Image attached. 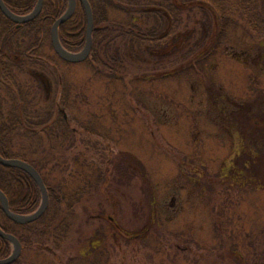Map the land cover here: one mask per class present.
Segmentation results:
<instances>
[{"label": "rangeland", "instance_id": "obj_1", "mask_svg": "<svg viewBox=\"0 0 264 264\" xmlns=\"http://www.w3.org/2000/svg\"><path fill=\"white\" fill-rule=\"evenodd\" d=\"M257 2L251 23L239 0H227L225 35L205 59L217 64L196 62L191 75L177 52L118 76L94 73L58 59L50 40L44 51L60 85L41 67L17 70L23 104L57 110L73 131L65 138L50 130L49 152L40 155L47 183L67 177L69 192L88 190L89 207H102L113 225L101 254L91 244L103 248L96 231L105 223L76 207L69 236L24 251L25 264H264V38L254 31L264 29V0ZM8 95L0 88L5 107ZM6 140L13 154L31 157L39 144L25 133Z\"/></svg>", "mask_w": 264, "mask_h": 264}, {"label": "trees", "instance_id": "obj_2", "mask_svg": "<svg viewBox=\"0 0 264 264\" xmlns=\"http://www.w3.org/2000/svg\"><path fill=\"white\" fill-rule=\"evenodd\" d=\"M4 1L18 14L29 13L37 2V0ZM89 1L94 14L93 44L89 56L81 62L91 67L94 73L108 71L113 76H118L128 72L133 65H145L151 62V59L154 61L155 58L157 60L155 62L158 63L162 59L165 60L172 52H177V57L181 61L180 68L185 70L183 73L191 75V70L196 69V62L202 61L206 65L210 63L208 59L217 53L214 49L220 45L221 36L224 37L225 26L228 23L227 0ZM257 1L239 0L237 5L238 9L248 16L251 23L256 22V17L259 15ZM68 3L69 0H45L39 15L20 24L19 27L0 9V88L8 91L10 104L5 107L3 99L0 98V153L4 157L20 158L34 165L42 174L50 194L49 205L44 214L28 223H17L9 219L3 212L0 202V217L3 218V220L0 218V226L5 231L15 234L23 246L20 257L11 264H25L24 251L41 249L51 242L59 245L66 239L73 231L72 218L78 217L76 207L81 206L87 212L89 211L90 218L102 220L105 223V226L102 224L103 227L96 231L103 230L100 231L103 248L99 247V243L91 244L95 249H100L101 254L108 249L107 240L110 235L107 232L113 227L111 219L106 218L102 207L98 210H94L92 206H90L92 208L89 207L88 197L85 198V192L88 190L80 188L76 193L69 192L67 177L62 178L56 186L47 183L48 171H45V168L48 165L43 164L46 158L40 155L49 152V137L52 134L50 130L56 126L58 134L65 138L71 137L73 131L67 125L64 116L60 114L55 116L57 110L48 107L49 109L41 111L22 102L26 93L18 79L17 70L41 67L49 70L59 85L63 80L53 56L49 52L46 53L44 48L49 40L51 43V27L54 21L66 11ZM262 22L264 24V17ZM219 25L218 33L216 28ZM86 31V11L82 2L78 0L72 17L60 25L59 37L66 49L78 52L85 46ZM254 31L257 37L264 38V29ZM215 35L218 37L216 38ZM184 41L186 45L182 48ZM55 56L62 61L70 62L56 53ZM206 58L208 59L205 60ZM163 60L162 62L165 63L166 61ZM213 63L217 64L216 61L210 64ZM188 66L190 67L187 68ZM165 74L167 72L163 75ZM23 133L35 137V140L39 142L32 153L34 157L26 153L13 154L12 145L6 140V137L11 140L14 136ZM57 137L56 139L60 138ZM73 139L75 138H72L69 146L76 145ZM57 164L54 163V165ZM120 168L124 170L123 174L129 172L128 167ZM104 175L102 171L99 173V181L104 178ZM129 177H131L130 172ZM94 183L90 181L87 185L91 186ZM0 188L8 196L10 208L14 212L31 213L41 202L42 194L38 184L27 171L20 167L0 163ZM132 241L134 244L138 243L135 239ZM115 242L116 237H114ZM11 252V242L0 236V258L9 256Z\"/></svg>", "mask_w": 264, "mask_h": 264}, {"label": "water", "instance_id": "obj_3", "mask_svg": "<svg viewBox=\"0 0 264 264\" xmlns=\"http://www.w3.org/2000/svg\"><path fill=\"white\" fill-rule=\"evenodd\" d=\"M44 1L45 0H37L35 7L27 14H18L14 12L12 9H10V7H8V5L4 0H0V9L8 18H10L12 21L17 23L18 26H20L21 23L28 22L39 15V13L42 10ZM80 1L84 5L87 15L86 44L81 51L72 52L66 49L63 46L59 37L60 25L72 17V15L76 10L78 0H69L66 11L54 21L51 27V41L55 51L61 58L70 62H81L85 60L89 56L93 44V28H94L93 9L89 0H80ZM0 163L6 166L20 167L25 171H27L38 184L42 194L41 202L38 208L31 213L22 214L11 210L9 198L6 195V193L0 188V202L5 215L9 219L17 223H28L40 218L46 211L50 201L48 187L45 183L42 174L30 162L16 157L7 158L4 157L1 153H0ZM0 236L10 241L13 246L12 252L9 256L5 258H0V264H11L20 257L23 249L22 243L15 234L5 231L1 226H0Z\"/></svg>", "mask_w": 264, "mask_h": 264}, {"label": "flooded vegetation", "instance_id": "obj_4", "mask_svg": "<svg viewBox=\"0 0 264 264\" xmlns=\"http://www.w3.org/2000/svg\"><path fill=\"white\" fill-rule=\"evenodd\" d=\"M18 27V26H17ZM246 166V163L244 164ZM241 175L243 174V172L240 173ZM243 184V183H242Z\"/></svg>", "mask_w": 264, "mask_h": 264}]
</instances>
